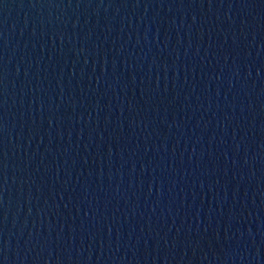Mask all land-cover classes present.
Returning a JSON list of instances; mask_svg holds the SVG:
<instances>
[{
    "label": "water",
    "instance_id": "obj_1",
    "mask_svg": "<svg viewBox=\"0 0 264 264\" xmlns=\"http://www.w3.org/2000/svg\"><path fill=\"white\" fill-rule=\"evenodd\" d=\"M0 264H264V0H0Z\"/></svg>",
    "mask_w": 264,
    "mask_h": 264
}]
</instances>
